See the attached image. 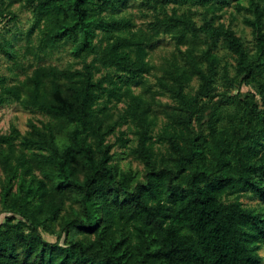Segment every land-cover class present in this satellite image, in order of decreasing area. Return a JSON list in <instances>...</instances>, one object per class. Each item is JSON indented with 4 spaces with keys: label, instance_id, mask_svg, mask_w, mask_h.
<instances>
[{
    "label": "trees",
    "instance_id": "obj_1",
    "mask_svg": "<svg viewBox=\"0 0 264 264\" xmlns=\"http://www.w3.org/2000/svg\"><path fill=\"white\" fill-rule=\"evenodd\" d=\"M24 1L40 28L39 49L72 40L82 68L37 70L26 98L0 76V105L20 101L48 118L43 129L21 138L19 152L11 136L2 138L9 152L2 155L1 203L11 216L0 224V264H259L264 211L227 199L247 190L264 201L262 0H251L253 18L246 20L253 51L217 23L216 12L230 0H160L200 6L206 16L199 25L193 12L173 8L151 23L154 36L171 34L193 48L202 37L212 44L201 56L191 49V68L170 75L179 112L158 136L164 154L155 152L157 120L145 101L124 91L126 80L151 70L143 47L148 37L137 38L129 21L105 14L126 0ZM220 43L233 62L212 53ZM102 68L107 72L97 78ZM193 76L194 93L187 90ZM221 86L225 94L218 93ZM242 86L256 92L227 95ZM124 98L117 125L134 128L132 153L146 168L142 181L118 170L115 145L107 143L117 125H105V111ZM208 102L214 103L205 123ZM121 135L118 144L127 147L131 140ZM59 222L57 241H45L42 230L51 233Z\"/></svg>",
    "mask_w": 264,
    "mask_h": 264
},
{
    "label": "rangeland",
    "instance_id": "obj_2",
    "mask_svg": "<svg viewBox=\"0 0 264 264\" xmlns=\"http://www.w3.org/2000/svg\"><path fill=\"white\" fill-rule=\"evenodd\" d=\"M262 4L264 5V0H262ZM250 7L251 0H230L228 4L216 12V15L219 16L217 23H222L226 27L233 29L236 35L243 39L250 51H253L254 35L252 28L246 22L247 19L253 18ZM173 8H177L180 13L184 11L193 12L194 19L199 25L204 22L206 15L200 6L190 3L182 6L175 4L163 6L160 0L157 4L148 0H126L118 9L109 10L105 13L109 18L129 21L131 23V32L137 38L148 37L143 47L147 52V61L151 70L141 80H126L124 91L130 88L134 95L141 97L145 101V106L149 109L150 116L157 120L154 132L156 154L166 153L167 145L157 139L162 133L164 125L169 121V117L179 112V105L169 91L170 85L173 84V78L170 75L172 73L183 74L185 68H191L189 56L191 49L193 50L196 47V55L201 56L204 51L212 48L211 42L204 37L193 48L191 44L184 45L180 43L171 34L160 33L153 35L151 23L156 18L163 17L166 11L167 13H172ZM40 37V28L36 23L32 7L26 6L24 0H0V43L7 50L4 51L0 45V76L6 77L8 86L20 89L24 98L27 97L28 79L37 70L50 67L59 69L82 68V63L73 54L74 42L72 40H67L56 48L43 52L39 49ZM212 53L218 55L224 61L226 59L233 62L231 56L221 46V43L219 47L212 49ZM106 72L102 68L101 72L97 74V78H100ZM198 86V77L193 76L187 90L194 93ZM250 92H256V89L242 86L235 88L227 95L232 97L240 93L244 96ZM218 93L225 94V88L221 86ZM220 98L215 97L214 101H220ZM127 103L128 99L124 98L122 102L112 100L108 104V108L105 111L106 116L103 117L106 126L120 123V119L127 108ZM213 103L208 102L205 105V123L210 121ZM46 122H48V118L44 114L22 104L20 101H12L0 105V224L7 222L8 217L11 216L10 213L4 210L1 203V185L5 180L2 155L4 152H9V143L2 142V138L11 136L13 149L19 152L21 138L33 133L36 129H43ZM132 128L126 124L117 125L114 134L108 137L107 143L115 145L112 149L114 155L113 164L118 167L120 172L131 173L135 177L136 182L144 180L146 168L132 153V148L135 145L134 128ZM122 132L126 133L125 138L131 140L127 147H121L118 144V138L122 136ZM59 141L62 144L64 139L59 137ZM236 198H239L246 207L264 211V201L250 191H241L231 195L227 200L232 201ZM70 205L71 203L68 202L67 210H69ZM61 228L59 222L52 228L51 233L42 230L44 240L51 243L56 242L58 235L61 233ZM260 255L262 260L259 264H264V245L260 250Z\"/></svg>",
    "mask_w": 264,
    "mask_h": 264
}]
</instances>
